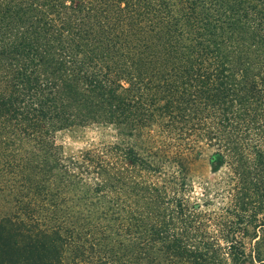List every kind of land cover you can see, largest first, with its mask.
I'll use <instances>...</instances> for the list:
<instances>
[{
  "label": "trees",
  "instance_id": "1",
  "mask_svg": "<svg viewBox=\"0 0 264 264\" xmlns=\"http://www.w3.org/2000/svg\"><path fill=\"white\" fill-rule=\"evenodd\" d=\"M0 264H264V0H0Z\"/></svg>",
  "mask_w": 264,
  "mask_h": 264
},
{
  "label": "rangeland",
  "instance_id": "2",
  "mask_svg": "<svg viewBox=\"0 0 264 264\" xmlns=\"http://www.w3.org/2000/svg\"><path fill=\"white\" fill-rule=\"evenodd\" d=\"M114 138V131L105 127H88L81 136L76 138L64 136V143L68 150L77 151L84 146L100 143ZM214 146L200 142L198 149L188 163L186 175H171L170 168L164 166L160 173H144L143 177L164 181L173 177L185 179V187L179 191L184 193L188 206L199 205L202 212H220L230 200L233 186V175H227L224 166L214 167L210 157ZM140 176V174L138 175Z\"/></svg>",
  "mask_w": 264,
  "mask_h": 264
}]
</instances>
